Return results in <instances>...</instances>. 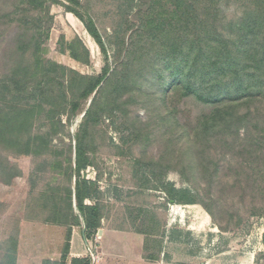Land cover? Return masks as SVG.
I'll return each mask as SVG.
<instances>
[{
  "label": "rangeland",
  "instance_id": "obj_1",
  "mask_svg": "<svg viewBox=\"0 0 264 264\" xmlns=\"http://www.w3.org/2000/svg\"><path fill=\"white\" fill-rule=\"evenodd\" d=\"M82 2L88 7L104 44L108 45L111 26L121 21V7L115 6L113 0ZM249 3L250 0H219L216 8L221 15L235 21L242 12L250 9ZM45 4L48 15L44 16L43 22L49 28V38L44 46L45 58L80 75L99 76L104 68H108L110 74L114 69L115 75L110 84L105 82L106 78L102 81L84 102V110L71 123L64 114L59 117L58 137L51 141L52 154L41 153L33 157L0 150V162L7 165L6 168L16 170L10 177L0 172V264L54 263L46 261L43 256L46 235H52L51 242L47 244L48 253L52 254L60 248L58 241L64 238L66 232L60 233L59 226L47 221L51 218L48 213L52 205L50 197L60 196L63 188L67 187L65 165L61 163L60 166L63 160L59 159L57 164L54 152L64 146L60 141L69 143L71 139L74 145L79 125L93 98L96 96L106 102L109 94L114 96L112 88L124 78L122 73L128 71L124 68V55L116 59L113 44H109L106 54H103L83 24L66 10L64 0H46ZM133 4L139 5L140 0H134ZM79 11L84 14L81 9ZM107 35L110 37L107 38ZM13 36L10 32L0 38V71L8 68V49H11ZM61 38L67 43L80 40L89 52V63L76 61L68 51L61 53L58 47ZM131 69L139 70L137 64ZM137 71L133 72L137 74ZM132 82L137 85L122 92L117 108L109 114L101 105L100 108L99 104L95 105L91 121L85 124L90 164L82 170L80 178L94 182L98 192L92 195L91 200H86V204H99L101 221L105 222L111 219L119 221L128 216L140 220V224L151 218L160 224L171 219L175 213L172 226L177 225L182 230L170 231L171 236L182 235L181 241L191 250H201L208 258L219 255L224 264H264V134L258 135L246 121L235 123L228 130L213 125L209 144L204 148L195 144L202 133L201 126L196 125L211 112V108L175 90L163 92L165 85L158 89L151 81L145 83L146 95L141 96L142 92L138 90L141 80L132 78ZM161 94L165 96V109L159 108ZM245 102V107L232 110L233 115L250 114V121L264 122V102L254 105L252 100ZM94 114L97 115L94 117ZM164 121L168 124L163 128ZM40 124L35 121L33 126L41 128L40 132L45 131ZM259 127L264 128V124ZM222 130L229 134L221 135ZM260 135L263 138L256 145L254 139ZM197 154L208 156L216 165L215 177L218 180L212 189L213 205L210 207L222 230L212 223L200 205L189 208L166 205L164 195L159 190L154 191L161 184L157 178L164 171L163 182L173 188L192 192L197 188L204 192L208 177H204L202 168H195ZM159 158H167L166 163L161 165L163 168L155 167L160 164ZM192 172L197 178L189 182ZM75 180L73 174L72 189ZM178 214L183 216L180 225ZM200 223L203 229L197 230ZM189 227L192 232L186 230Z\"/></svg>",
  "mask_w": 264,
  "mask_h": 264
},
{
  "label": "trees",
  "instance_id": "obj_2",
  "mask_svg": "<svg viewBox=\"0 0 264 264\" xmlns=\"http://www.w3.org/2000/svg\"><path fill=\"white\" fill-rule=\"evenodd\" d=\"M64 1L67 3L66 10L83 24L103 54H106L109 44H113L116 59L124 55V68L128 71L122 73L124 78L112 88L114 96L109 94L106 102L96 96L93 98L79 125L74 145L71 139L69 143L60 141L64 146L54 152L57 164L59 159L63 160L59 165H65L67 187L63 188L60 196L50 197L52 205L48 213L51 218L47 221L65 227L66 234L61 260L51 264H65L73 227L82 225L84 236H92L101 226L100 205H87L85 202L98 194L97 188L94 182L80 178L82 170L90 164L85 124L91 121L95 105L99 104V108L101 105L109 114L117 108L122 92L137 85L132 78L141 80L138 88L141 96L146 95L145 83L151 81L158 89L165 85L163 92L175 90L211 108V112L196 125L201 126L202 133L195 144L204 148L209 144L213 125L228 130L235 123L246 121L258 135L264 134V128L259 127L264 124L263 120L250 121V114L235 117L232 112L245 107L246 100H252V105L264 102V0H250V9L242 12L235 21L220 14L216 8L219 0H140L139 5H134V0H113L115 6L121 7V21L111 26L108 45L104 44L82 0ZM45 2L0 0V38L10 32L14 34L11 49H8V68L0 71V150L11 154L22 153L33 157L41 153L52 154L51 141L58 137L59 117L64 114L71 123L84 110V102L102 81L106 78L105 82L110 84L115 75V70L110 74L108 68H104L99 76L80 75L45 58L44 46L49 38V28L43 22L44 16L48 15ZM110 36L107 35V38ZM58 45L61 53L68 51L76 61L89 63V52L80 40L67 43L61 38ZM134 64L139 68V73L133 70L137 74L131 69ZM164 99L161 94L159 108L167 107ZM35 121L40 122L45 131L34 128ZM167 124L164 121L163 128ZM220 132L223 136L229 134L226 130ZM261 135L254 139L256 145L263 138ZM196 159L195 168H202L204 177H208L204 192L197 188L194 192L173 188L163 182L164 171L160 172L157 179L161 184L154 191L159 190L164 195L166 205H200L212 223L222 230L210 207L213 205L212 189L218 180L215 177L216 165L208 156L197 154ZM166 161L167 158H159L160 164L155 167L163 168L161 165ZM6 167L0 162V172L4 176L16 173L14 168ZM195 168L192 169L195 171ZM185 169L189 172L188 168ZM74 170L76 180L72 189ZM196 178L192 172L188 179L193 182ZM147 221L152 226L159 225L155 218ZM136 229L145 231L146 235L152 232L145 226V220ZM71 264H89V260L73 259Z\"/></svg>",
  "mask_w": 264,
  "mask_h": 264
},
{
  "label": "crops",
  "instance_id": "obj_3",
  "mask_svg": "<svg viewBox=\"0 0 264 264\" xmlns=\"http://www.w3.org/2000/svg\"><path fill=\"white\" fill-rule=\"evenodd\" d=\"M183 207L189 208L190 206ZM173 219H175V213L171 215V219L159 225L152 226L145 220V226L152 231L149 235L144 234L145 231L136 229L139 227L140 220L136 221L135 218L128 216L119 221L112 219L108 222L101 221L100 228L92 236H84L82 225L73 227L64 263L71 264L73 259H88L89 264H224L219 255L208 258L201 250L196 252L189 246H185L181 241L182 235L177 233L178 237H172L170 231L182 230L177 225L172 226ZM177 219L180 225L183 216L178 214ZM202 225L200 223L196 229H203ZM59 228L60 233L66 232L65 227ZM186 230L192 232L190 227ZM161 233H163L162 236ZM51 236L46 235L47 242L43 256L50 263L59 262L65 236L58 241L60 248L50 254L47 244L51 242Z\"/></svg>",
  "mask_w": 264,
  "mask_h": 264
},
{
  "label": "water",
  "instance_id": "obj_4",
  "mask_svg": "<svg viewBox=\"0 0 264 264\" xmlns=\"http://www.w3.org/2000/svg\"><path fill=\"white\" fill-rule=\"evenodd\" d=\"M73 174H74V176H75V170L73 171Z\"/></svg>",
  "mask_w": 264,
  "mask_h": 264
}]
</instances>
